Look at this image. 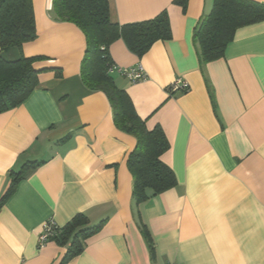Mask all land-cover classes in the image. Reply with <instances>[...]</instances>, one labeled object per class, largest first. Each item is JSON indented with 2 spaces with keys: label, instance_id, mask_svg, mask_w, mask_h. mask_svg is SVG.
Returning <instances> with one entry per match:
<instances>
[{
  "label": "crops",
  "instance_id": "obj_1",
  "mask_svg": "<svg viewBox=\"0 0 264 264\" xmlns=\"http://www.w3.org/2000/svg\"><path fill=\"white\" fill-rule=\"evenodd\" d=\"M32 3L37 36L21 52L40 56L44 71L22 103L0 113V199L10 171L38 165L0 205V264H60L68 243L53 236L39 248V236L48 220L62 228L79 213L88 226L105 222L63 264H264V19L238 28L224 56L204 63L193 33L213 0H187L185 9L108 0L114 23L166 10L171 27L170 39L141 56L121 38L109 46L115 65L144 68L137 82L111 74L147 128H162L169 148L161 160L176 178L137 203L126 163L136 139L115 127L105 93L81 80L83 32L55 19L52 0ZM178 78L186 91L171 89Z\"/></svg>",
  "mask_w": 264,
  "mask_h": 264
},
{
  "label": "trees",
  "instance_id": "obj_2",
  "mask_svg": "<svg viewBox=\"0 0 264 264\" xmlns=\"http://www.w3.org/2000/svg\"><path fill=\"white\" fill-rule=\"evenodd\" d=\"M185 9L187 0H173ZM56 20L77 25L85 37V51L80 66V77L91 90H100L107 96L118 130L136 139L128 153L126 163L133 176L132 195L137 203L149 195L158 194L173 187L176 178L173 170L161 160L169 148V142L159 125L148 129L146 120L136 113L127 92L116 86L109 69L113 61L109 46L118 38L136 55L144 54L157 40L171 38V27L166 10L150 19L118 24L110 19L108 0H52ZM264 19V3L256 0H213L210 12L195 27L194 42L201 62H210L224 56L235 31L243 26ZM32 0H0V113L20 103L38 85L35 63L40 56L26 57L21 52L23 43L36 38ZM13 51L14 58L4 56ZM57 72L59 69L54 68ZM38 162L24 163L18 170L9 172L10 184L0 199V205L13 192L17 182ZM105 220L88 226V219L79 213L54 235L61 245L68 247L60 264L79 254L85 240L98 232ZM141 232L151 253L153 245L148 230L141 225Z\"/></svg>",
  "mask_w": 264,
  "mask_h": 264
},
{
  "label": "built area",
  "instance_id": "obj_3",
  "mask_svg": "<svg viewBox=\"0 0 264 264\" xmlns=\"http://www.w3.org/2000/svg\"><path fill=\"white\" fill-rule=\"evenodd\" d=\"M109 71L110 73L117 72L120 75L126 77L131 82L144 80L147 76L144 68L140 64H136L134 66H129V67H122L115 65L113 63ZM171 89L186 91L188 89V83L182 78H178L172 83ZM58 230L59 227L55 224V222L53 220H48L44 224L43 231L38 239L39 248L43 247L45 243L48 241V239L50 237H53Z\"/></svg>",
  "mask_w": 264,
  "mask_h": 264
},
{
  "label": "rangeland",
  "instance_id": "obj_4",
  "mask_svg": "<svg viewBox=\"0 0 264 264\" xmlns=\"http://www.w3.org/2000/svg\"><path fill=\"white\" fill-rule=\"evenodd\" d=\"M4 56L9 57V52L5 53Z\"/></svg>",
  "mask_w": 264,
  "mask_h": 264
}]
</instances>
